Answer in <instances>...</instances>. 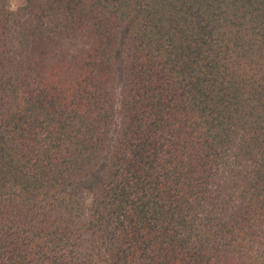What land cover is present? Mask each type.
Returning <instances> with one entry per match:
<instances>
[{
	"label": "trees",
	"instance_id": "obj_1",
	"mask_svg": "<svg viewBox=\"0 0 264 264\" xmlns=\"http://www.w3.org/2000/svg\"><path fill=\"white\" fill-rule=\"evenodd\" d=\"M0 0V264H264V0Z\"/></svg>",
	"mask_w": 264,
	"mask_h": 264
},
{
	"label": "rangeland",
	"instance_id": "obj_2",
	"mask_svg": "<svg viewBox=\"0 0 264 264\" xmlns=\"http://www.w3.org/2000/svg\"><path fill=\"white\" fill-rule=\"evenodd\" d=\"M22 1L23 0H10L9 5L12 9H15L17 6L21 4Z\"/></svg>",
	"mask_w": 264,
	"mask_h": 264
}]
</instances>
